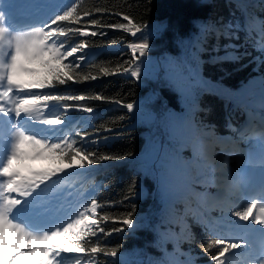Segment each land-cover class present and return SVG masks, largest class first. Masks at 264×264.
Wrapping results in <instances>:
<instances>
[{
    "label": "snow or ice",
    "instance_id": "obj_1",
    "mask_svg": "<svg viewBox=\"0 0 264 264\" xmlns=\"http://www.w3.org/2000/svg\"><path fill=\"white\" fill-rule=\"evenodd\" d=\"M228 4L229 19L219 16L212 21L182 60H165L166 82L184 101L187 114L173 116L164 110V139H149L141 171L146 177L155 176L168 196L166 173L154 170L163 155L170 171L180 168L177 198L189 187L194 192L196 185L216 188L208 197L210 207L193 217L207 234L199 248L211 264H235L233 258L241 253L250 256L244 264H264V243L258 251L251 243L255 234L264 237V118L257 126L249 107L258 98L264 108V0L259 5L249 0H228ZM257 8L259 14L253 11ZM105 15L120 17L121 22L98 18ZM106 28L134 39L109 41L127 51L106 64L91 65L96 72L85 73L91 49L98 46L90 38L107 36ZM148 29L149 25L125 11L84 8L80 0H0V264L22 260L25 264H131L122 246L109 244L107 238L147 226L146 218L136 215L137 205L132 203L129 210L114 215L103 211L94 194L81 192L73 203L67 189L74 186L72 178L97 164L132 156L99 151L101 139H108L101 133L114 129L102 124L86 130L96 108L85 102L112 103L126 109L120 121L132 114L139 122L151 124L155 115L145 106L151 101L128 102L119 93L108 97L77 92L71 86L110 76H128L137 83L155 78L158 66L149 55L153 33ZM229 63H240L241 68L254 65L257 75L237 92L216 90L236 109L248 113L240 128L227 119L231 137L225 138L216 134L214 125L195 117L203 111L199 98L217 83L204 76L203 66L223 70ZM74 112L88 116L78 118ZM187 149L191 155L184 157ZM32 160H47L50 167L31 170L25 161ZM232 161L238 166H230ZM130 196L141 197L136 180L119 203ZM212 212L219 214L212 217ZM184 239L192 243L195 237L188 230ZM174 243L176 259L170 264H196L190 253L186 260L179 259L185 254L179 250V241ZM10 247L15 251L8 253ZM147 264L163 262L149 259Z\"/></svg>",
    "mask_w": 264,
    "mask_h": 264
},
{
    "label": "trees",
    "instance_id": "obj_2",
    "mask_svg": "<svg viewBox=\"0 0 264 264\" xmlns=\"http://www.w3.org/2000/svg\"><path fill=\"white\" fill-rule=\"evenodd\" d=\"M80 2L84 8L101 7L125 11L138 22L149 25L148 31L153 33V38H149L152 47L149 55L154 57L152 59L154 62L160 64L164 63L166 59L169 61L182 60L185 54L191 50L198 35L207 30L217 17L223 16L226 20L229 19L231 10L228 0H80ZM253 11L259 14L258 8ZM98 18L103 19L106 23L121 22V18L117 16L105 15ZM103 31L107 32V36L90 38L95 40V44L98 46L91 49L88 63L83 68L85 73L96 72V68L91 65L106 64L127 51L122 44L109 45V41L119 40L121 37L129 41L134 39L112 29L106 28ZM204 58L206 59V56ZM240 63H247V60ZM240 63L225 64L223 70L218 66L205 64L203 74L217 82L216 85L237 92L251 77L257 75L253 71L254 65L241 68ZM163 69L166 70L163 66L159 71ZM159 78L157 83H155V78H146L137 83L128 76H110L71 86L77 92L101 93L108 97H116L119 93L128 102L146 101L152 93H155L154 100L145 106L147 109L153 107L157 110L156 113L149 110L155 115V121L151 124L139 122L132 114H127L125 119L120 121L119 117L125 115L126 109L112 103L86 101L85 103L96 108V113L87 121L89 127L86 130L92 131L102 124L109 125L114 129L111 133H101L108 139H101L99 151L119 155L131 153L132 156L120 161H105L97 164L86 170L85 174L72 178L74 186L67 190L72 193L70 199L73 203H76L78 194L81 192L86 195L94 194L95 198L104 205L103 211L114 215L129 210L132 203L137 205L136 215L146 218L144 223L147 226L138 227L131 234L127 232L113 234L107 238L109 244L119 243L122 246L121 251L128 254L127 259L131 261V264H138V261H144L147 264L149 259L170 264L176 259L174 255L175 241H179V250L185 254L179 256V259L186 260L187 254L190 253L196 264H211L209 258L199 248V244L207 239V234L193 222V217L203 211L194 203H191L187 208L186 204L172 193L165 196L156 177L153 175L146 177L141 171V161L149 151V139L153 137L164 139L162 117L159 115V111L167 109L172 111L175 116L186 107L178 94L163 79V72ZM199 105L203 111L196 113V120L214 125L217 135H231L230 130L226 127L228 118L231 119L235 128H240L248 120L247 112L236 109L231 102L217 97L209 90L199 98ZM257 108L264 109L260 105ZM250 110L255 116L256 125H259L264 116L254 109L250 108ZM72 115L78 118L88 116V114L80 112H74ZM113 121L117 122L113 124ZM186 127L188 129L187 124ZM251 143H256V141L253 140ZM90 147L96 148L95 145H90ZM138 155H142V157L136 158ZM190 155V149L184 150V157ZM25 163H29V167L36 165L41 170L50 167L47 160H32L25 161ZM230 166L237 167L238 162L232 161ZM167 167L168 164L155 165L154 170L157 174L164 171L166 178H170L172 182L176 183L177 178L170 174L171 171ZM172 173L176 174L177 172L172 171ZM133 180L137 181L141 197L130 196L123 204L119 203L124 199L129 184ZM198 186L200 191L209 188L208 185ZM165 187L168 192L169 187L166 184ZM198 203L200 207L205 208L201 202L198 201ZM218 214V212H212L211 216L215 217ZM106 226L110 228L113 225L109 222ZM188 230L195 237L192 243L184 239ZM7 251L11 253L15 249L10 247ZM165 252L169 255L166 256ZM104 259L111 258L101 257L102 261ZM233 259L235 264H239L237 259ZM18 264H25V261H19ZM27 264H31V261H28Z\"/></svg>",
    "mask_w": 264,
    "mask_h": 264
},
{
    "label": "rangeland",
    "instance_id": "obj_3",
    "mask_svg": "<svg viewBox=\"0 0 264 264\" xmlns=\"http://www.w3.org/2000/svg\"><path fill=\"white\" fill-rule=\"evenodd\" d=\"M65 1V0H64ZM249 2H251V3H254V4H256V5H259V2H261V0H249ZM211 25V24H210ZM209 25V26H210ZM208 26V27H209ZM206 27V26H205ZM149 38H153L152 37V35L149 37ZM150 40V39H149ZM149 43H150V41H149ZM150 49H152V47H151V45H150ZM151 51V50H150ZM154 57H151V59H153ZM157 64V66H158V72H157V75H156V77H155V83H157V82H159V80H160V78H159V75L161 76V74H162V72H163V79L166 81V79H165V71L166 70H161V71H159L160 70V68L161 67H163L164 66V63L163 62H161V64L160 63H156ZM154 98H155V93H152L151 94V96H150V98L148 99L149 101H151V100H154ZM183 103H184V101H183ZM252 103H254L255 105H260V101H259V99L257 98L256 100H254V101H252ZM164 109V108H163ZM185 109H186V107L183 109V111L180 113V114H175V116H180V115H186L187 113H186V111H185ZM149 110L151 111V112H154V113H156V110L157 109H155V108H153V107H151V108H149ZM168 111V113H170L171 115H173L174 113L172 112V111H169V110H167ZM159 115L161 116V117H163V115H164V111L163 110H160L159 111ZM184 129H187V127H186V125H185V128ZM185 131V130H184ZM148 154V153H147ZM147 154H146V156H147ZM146 156L145 157H143V159H145L146 158ZM166 164H168V162L165 160V158L163 157V155H161V157H160V160L159 161H157V164H156V166H164V165H166ZM168 168V167H167ZM33 170H35V171H39V169H37V168H35V169H33ZM176 171H177V173H178V175H180L181 174V172H180V168H179V165H177V168H176ZM170 174H173L172 173V171L170 172ZM174 175V174H173ZM175 176V175H174ZM167 176H165V184L169 187V189H171V191H175L176 189H177V184L176 183H174V182H172L171 181V179L170 178H166ZM213 189H216L215 187H213ZM204 192H207L206 194H204ZM209 194H211L210 193V190L208 189V188H205V189H203L202 191H200L199 190V188H198V190L197 189H195V191L193 192L192 191V189L189 187L187 190H186V198L183 200V201H187V199H191V200H193L194 199V197L195 196H200V198L202 199L201 201H203V202H205V203H208L209 205L211 204V201L209 200ZM215 194V193H214ZM200 200H199V202H201ZM208 205V207H210ZM189 206H190V204L187 202L186 203V207L187 208H189ZM205 211V210H204ZM186 226H187V224H186ZM247 254V253H246ZM246 254L245 253H243V255L244 256H246ZM129 260V259H128Z\"/></svg>",
    "mask_w": 264,
    "mask_h": 264
},
{
    "label": "bare ground",
    "instance_id": "obj_4",
    "mask_svg": "<svg viewBox=\"0 0 264 264\" xmlns=\"http://www.w3.org/2000/svg\"><path fill=\"white\" fill-rule=\"evenodd\" d=\"M256 159L258 160V156L256 157ZM253 244L254 245H261V242H258V240H254L253 241Z\"/></svg>",
    "mask_w": 264,
    "mask_h": 264
}]
</instances>
